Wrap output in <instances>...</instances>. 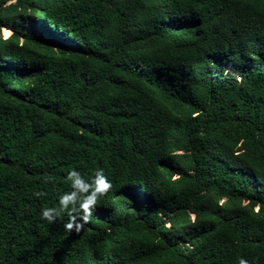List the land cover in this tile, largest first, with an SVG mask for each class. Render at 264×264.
<instances>
[{"label": "trees", "instance_id": "obj_1", "mask_svg": "<svg viewBox=\"0 0 264 264\" xmlns=\"http://www.w3.org/2000/svg\"><path fill=\"white\" fill-rule=\"evenodd\" d=\"M241 261L264 264V0H0V264Z\"/></svg>", "mask_w": 264, "mask_h": 264}, {"label": "clouds", "instance_id": "obj_2", "mask_svg": "<svg viewBox=\"0 0 264 264\" xmlns=\"http://www.w3.org/2000/svg\"><path fill=\"white\" fill-rule=\"evenodd\" d=\"M78 183H79V182H78ZM97 184H98V190H100V191H102V192H105V193H106V192L108 191V189L111 187V185H110L109 183H106L105 180H104L102 177L98 178V180H97ZM104 185H106L107 187H104ZM94 202H95L94 200H89V201H87V203H88L89 206H91ZM62 203H66V201H62ZM44 217L48 218V217H49V213H48V212H45V213H44ZM49 219H50V218H49ZM88 219H89V215H88V214H85V216H84V220H85V222H88ZM50 222H51V221H50ZM72 227H73L72 222H70L68 225H66V228H67V229H71ZM80 227H81V226H77V227H76V228H77V231L79 230ZM240 264H245V262H244V261H241Z\"/></svg>", "mask_w": 264, "mask_h": 264}, {"label": "rangeland", "instance_id": "obj_3", "mask_svg": "<svg viewBox=\"0 0 264 264\" xmlns=\"http://www.w3.org/2000/svg\"><path fill=\"white\" fill-rule=\"evenodd\" d=\"M8 35H10L8 32L3 31V37H7Z\"/></svg>", "mask_w": 264, "mask_h": 264}, {"label": "snow or ice", "instance_id": "obj_4", "mask_svg": "<svg viewBox=\"0 0 264 264\" xmlns=\"http://www.w3.org/2000/svg\"><path fill=\"white\" fill-rule=\"evenodd\" d=\"M104 187H107L106 185H104Z\"/></svg>", "mask_w": 264, "mask_h": 264}]
</instances>
